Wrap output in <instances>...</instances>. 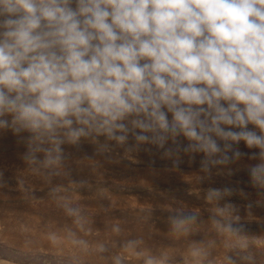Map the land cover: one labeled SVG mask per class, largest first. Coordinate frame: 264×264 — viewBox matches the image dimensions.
Listing matches in <instances>:
<instances>
[{"label":"clouds","instance_id":"obj_1","mask_svg":"<svg viewBox=\"0 0 264 264\" xmlns=\"http://www.w3.org/2000/svg\"><path fill=\"white\" fill-rule=\"evenodd\" d=\"M7 133L25 147L29 169L49 182L64 174L66 147L88 144L109 158L122 150L133 163L141 152L158 154L173 169L199 155L201 181L247 159L249 183L264 198V0H0V134ZM235 192L204 190L209 219L233 238L241 264H255L246 225L233 220L238 206L226 199ZM60 206L83 230L80 210ZM168 222L174 236L187 237L199 217L178 208ZM67 238L89 247L72 229ZM142 244L120 246L143 264H174L171 250ZM213 246L192 242L185 260L203 264ZM223 264L238 262L226 255Z\"/></svg>","mask_w":264,"mask_h":264},{"label":"rangeland","instance_id":"obj_2","mask_svg":"<svg viewBox=\"0 0 264 264\" xmlns=\"http://www.w3.org/2000/svg\"><path fill=\"white\" fill-rule=\"evenodd\" d=\"M25 150L11 133L0 134V170L4 172V186L0 187V264H112L117 254L124 257V264H143L142 259L120 246L129 239H142L140 249L153 253L171 250L174 264H192L185 260L192 242L212 241L211 254L203 264H223L226 255L241 264L236 256L241 250L232 247L233 238L219 234L209 219L212 205L204 199L208 187L236 189L226 198L238 206L234 223L246 225L243 235L247 250L254 254L255 264H264V198L258 197L249 183L247 159L213 168L211 178L201 181L205 174L199 170V155L191 165L184 157L179 169H173L172 162L160 159L158 154L141 152L137 157L140 162L133 163L121 159L122 150L119 156L113 153L109 158L96 155L94 147L85 144L80 150L66 147L70 156L64 174L49 182L34 174L21 159ZM241 150L248 151L243 145ZM80 181L86 183L81 186ZM57 187L59 191L53 193ZM250 201L253 207L247 208ZM65 203L80 210L83 230L65 214L60 206ZM178 208L199 217L187 237L177 238L170 229L168 217ZM115 225L122 229L119 235L112 231ZM68 229L76 231L89 247L72 244ZM50 232L56 233L55 241L49 239ZM101 243L108 248L102 254L95 251Z\"/></svg>","mask_w":264,"mask_h":264}]
</instances>
